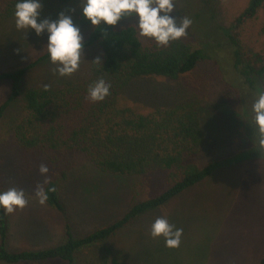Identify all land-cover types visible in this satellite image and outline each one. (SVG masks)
I'll use <instances>...</instances> for the list:
<instances>
[{
  "label": "rangeland",
  "instance_id": "1",
  "mask_svg": "<svg viewBox=\"0 0 264 264\" xmlns=\"http://www.w3.org/2000/svg\"><path fill=\"white\" fill-rule=\"evenodd\" d=\"M249 1L175 0L176 10L172 15L177 22L185 16L192 20L187 35L180 40L201 47L206 29L201 24L202 15H212L216 23L228 27ZM78 3L79 0H71L65 7L57 0H47L42 4L40 19L55 20L63 12L71 15L75 24ZM124 25L136 27L135 18ZM80 31L84 37L85 32ZM233 34L247 58L264 60V4L255 19L235 29ZM209 36L218 38L213 31ZM140 39L144 43L151 40L141 36ZM46 40L45 35L37 37L32 31H18L14 17L0 20V72L26 66L43 55ZM209 48L217 55L200 61L180 79L136 80L119 96L120 105L140 114L156 108L194 104L206 135L203 148L192 159L200 166L233 158L251 147L242 115L244 103L235 79L228 73L231 67L225 60L227 54L213 46ZM96 53L97 50L85 51L79 69L69 77H58L49 61L39 64L25 77L23 89L57 87L67 81L85 80L90 60ZM8 90V83L0 82V105ZM22 105L20 97L0 121V191L15 187L29 198L26 208L7 215L8 250L55 247L65 238L66 224L74 237H84L121 219L133 203L158 196L166 189L165 173H152L145 179L117 177L100 173L80 155L50 159L20 149L12 127L22 115ZM42 164L49 169L45 176L39 174ZM49 181L58 182L65 214L35 201L37 186L45 188ZM158 217L183 229L178 248H167L162 237L150 236L151 225ZM117 253L126 257L122 264H258L264 258V159H247L216 169L203 182L136 218L114 237L80 253L76 264H94L102 255L114 257Z\"/></svg>",
  "mask_w": 264,
  "mask_h": 264
},
{
  "label": "trees",
  "instance_id": "2",
  "mask_svg": "<svg viewBox=\"0 0 264 264\" xmlns=\"http://www.w3.org/2000/svg\"><path fill=\"white\" fill-rule=\"evenodd\" d=\"M46 1L41 0V3ZM57 1L65 7L71 2ZM15 3L16 0H0V20L14 17ZM263 4L264 0H250L246 9L228 27L216 23L212 15H202L201 24L206 29L201 47L182 40L170 42L167 47H157L152 40L144 43L135 26L124 25L133 17L124 18L115 27L101 25L94 29L78 11L75 25L85 32L84 52L97 50L90 60L87 79L67 81L57 87L24 90L27 74L49 61L46 52L26 66L0 72V82L9 85L7 97L0 105V121L20 97L23 101L22 115L12 127L13 138L20 149L50 159L80 155L100 173L117 177L145 179L152 173H165L167 183L166 189L158 196L133 203L121 219L84 237H74L70 225L66 224L64 240L43 250H8V219L0 211V263L61 261L76 264L80 253L114 237L133 220L203 182L216 169L247 159H264V149L257 146L255 130L251 127L253 99L264 91V60L257 56L255 61L247 58L233 34L235 29L255 19ZM211 31L218 34V38H211ZM212 46L227 54L225 60L231 67L228 73L235 79L244 103L242 115L251 147L233 158L200 166L192 159L203 148L206 135L194 104L183 103L140 114L120 105L119 96L136 80L180 79L191 73L200 61L217 55L210 50ZM97 59L100 63L94 62ZM100 78L111 85L110 94L103 101L93 103L87 96V89ZM44 189L48 192L46 205L65 214L58 182L49 181ZM124 258V253H117L114 257L102 255L94 264H122ZM258 264H264V258Z\"/></svg>",
  "mask_w": 264,
  "mask_h": 264
},
{
  "label": "clouds",
  "instance_id": "3",
  "mask_svg": "<svg viewBox=\"0 0 264 264\" xmlns=\"http://www.w3.org/2000/svg\"><path fill=\"white\" fill-rule=\"evenodd\" d=\"M80 16L92 28L103 25L115 27L121 20L134 17L139 36L150 38L157 47H167L170 42L179 41L187 35L192 24L191 18L185 16L177 22L172 15L175 0H79L77 5ZM41 0H16L14 23L18 31H32L37 37L45 35L43 49L49 63L55 68L58 77H69L75 73L84 60V42L80 28L71 15L63 12L55 20L40 19ZM100 63L99 59L94 61ZM111 85L104 79H97L89 85L87 96L93 103L103 101L110 94ZM252 123L257 137V146L264 149V91L252 102ZM49 169L46 165L39 167V174L45 176ZM36 203L43 206L48 200V192L37 186L34 192ZM29 204V198L22 189L15 187L0 191V211L11 215L22 211ZM183 229L176 228L166 218L158 217L150 228L153 239L163 238L165 247L175 249L180 246Z\"/></svg>",
  "mask_w": 264,
  "mask_h": 264
}]
</instances>
